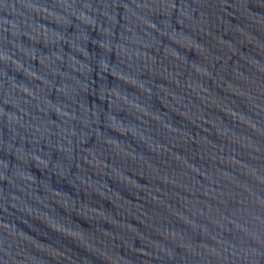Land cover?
<instances>
[{"label":"water","instance_id":"obj_1","mask_svg":"<svg viewBox=\"0 0 264 264\" xmlns=\"http://www.w3.org/2000/svg\"><path fill=\"white\" fill-rule=\"evenodd\" d=\"M0 264H264V0H0Z\"/></svg>","mask_w":264,"mask_h":264}]
</instances>
